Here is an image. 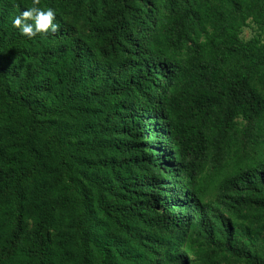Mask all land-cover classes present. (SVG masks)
<instances>
[{"label":"trees","instance_id":"1","mask_svg":"<svg viewBox=\"0 0 264 264\" xmlns=\"http://www.w3.org/2000/svg\"><path fill=\"white\" fill-rule=\"evenodd\" d=\"M85 1L0 0V264H264V0Z\"/></svg>","mask_w":264,"mask_h":264},{"label":"rangeland","instance_id":"2","mask_svg":"<svg viewBox=\"0 0 264 264\" xmlns=\"http://www.w3.org/2000/svg\"><path fill=\"white\" fill-rule=\"evenodd\" d=\"M65 1V0H64ZM101 0H86L85 3L80 7L78 11V18L76 21L74 19V14L71 12L67 17L69 18V21H74L77 29L81 33H88L89 29L87 28V20L91 17H94V10H96V15H100L103 12V9L97 8L100 5ZM71 8H74V4L72 3L70 5ZM97 8V9H96ZM262 30L254 25L252 22L249 23V26L246 28H243V31L241 33V38L245 41H248L255 37L258 33H260ZM232 172V168H228L227 171L223 174L229 175ZM204 199L206 201H213L215 200V190L214 187H211L210 190L206 193ZM252 208L256 209L255 205H252ZM242 215L246 216L248 215V208L243 205L241 207ZM263 218L264 216L261 215ZM251 221L253 223L249 224V218H245L243 216L241 217H233L232 221L236 224V227L240 229H244L248 225L252 226L253 228H259L261 227L262 232H260V238L264 235V221L262 222H255L252 217ZM242 238L246 239L247 237ZM259 244V241H258ZM259 253L264 257V249L261 247V244H259ZM182 250H187L191 256V258L194 260L195 264H211L209 262V257H212V259H216L218 264H246L244 260L236 259L233 257H230L228 253L219 251L217 254H213L211 249L206 245L205 239L203 237H200L198 241L192 242L190 239L186 240L181 245Z\"/></svg>","mask_w":264,"mask_h":264},{"label":"clouds","instance_id":"3","mask_svg":"<svg viewBox=\"0 0 264 264\" xmlns=\"http://www.w3.org/2000/svg\"><path fill=\"white\" fill-rule=\"evenodd\" d=\"M55 19L56 12L53 8L44 9L38 6V0H33L31 6L14 17L12 24L19 29L21 35L34 38L38 33L47 32L49 29L55 32L58 28V24L53 22Z\"/></svg>","mask_w":264,"mask_h":264}]
</instances>
